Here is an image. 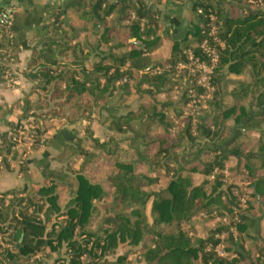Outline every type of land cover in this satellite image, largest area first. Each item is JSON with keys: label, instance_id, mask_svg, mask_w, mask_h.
Wrapping results in <instances>:
<instances>
[{"label": "trees", "instance_id": "1", "mask_svg": "<svg viewBox=\"0 0 264 264\" xmlns=\"http://www.w3.org/2000/svg\"><path fill=\"white\" fill-rule=\"evenodd\" d=\"M183 1L79 0L68 9L79 15L84 26L71 30L60 22L46 31L48 48L59 56L70 49L74 61L68 62L72 66L56 59L48 61L49 66L41 65L25 97V109L15 112L8 124L9 131L15 132L24 126L22 121L34 118L36 148L50 143L51 137L41 140L42 135L79 118L87 119L114 92L118 94L114 106L122 105L129 91L154 97L169 79V71L152 74L149 53L162 38L169 39L170 56L164 63L173 66L183 57L189 36L202 42L207 27L200 24H208L210 16L220 23L218 35L223 46L214 43L220 52L215 68L217 96L208 101L213 107L210 113L195 124L188 121L185 129L174 134L164 121L170 104L152 100L106 118L129 130L132 125L144 126L142 136L107 134L99 140L87 128L83 137L66 140L55 159L63 162L85 156L94 159L93 163L103 160L100 165L106 164L108 172L94 180L85 170L87 162L75 170L64 163L65 168L43 169L42 183L1 192L0 264H29L38 254L41 258L31 264H44L43 258L53 257L55 264H130L127 256L132 252L139 254L142 264H264V236L259 227L264 219V0H191L194 15L181 33L173 35L163 28L162 36L155 35L156 29H162L159 21L164 8L181 6ZM125 21L128 24H120ZM79 33L84 35L77 40ZM13 49L12 36L1 29L0 83L14 78ZM199 51L195 49V55ZM7 71H11L10 77ZM226 75L234 79V87L227 93ZM86 98L88 102L83 101ZM228 119L241 130L257 131L255 151L246 150L247 142L231 141L232 126H225ZM160 126L162 132L157 134L154 129ZM88 143L103 156L93 155ZM13 145L9 133L1 132L0 159L8 171L12 170L7 159L12 157ZM120 150L126 159L111 160ZM205 153L213 156L202 160ZM231 158L240 170L238 177L248 182L246 208H241L237 202L240 196L223 180L222 170ZM137 164L146 171L137 172ZM152 172L169 176L163 189H151L158 180ZM18 173H28L26 160L20 163ZM193 173L203 176L199 184L193 182ZM64 185L68 195L61 205L58 187ZM149 200L150 223L144 211ZM254 209L260 211V218L250 215ZM200 214L206 217L205 223L229 215L236 234L227 233L226 256L216 254L213 249L220 239L208 234L227 229L217 226L197 234L199 228L192 220ZM96 218L99 222L91 229ZM250 230L255 234L252 237ZM148 238L152 244L145 248ZM61 250L65 258H61ZM117 250L123 252L109 259Z\"/></svg>", "mask_w": 264, "mask_h": 264}, {"label": "rangeland", "instance_id": "2", "mask_svg": "<svg viewBox=\"0 0 264 264\" xmlns=\"http://www.w3.org/2000/svg\"><path fill=\"white\" fill-rule=\"evenodd\" d=\"M184 1L183 4L185 3ZM224 1L231 3V0H224ZM164 2H162L163 4L161 3L162 7L165 6ZM192 2L190 0L187 2V4L189 5ZM168 7L164 8V10L165 9L167 10ZM233 11L234 10L232 9V12ZM125 24H128V21H125ZM159 24L160 25L162 24L161 19L159 21ZM219 25L220 23L218 24L216 22L214 16L209 17L208 24L206 25L200 24V26H206L208 28L207 29L204 27L202 31V33H204L205 32L204 30H206V33L204 35L205 37L202 39V42H199L198 40H195L191 36H189L188 39L190 41L188 46L182 49L183 57L181 59H178L173 66H171L170 63H164L165 60H167L170 56V48L172 43L169 39L162 38L160 45L157 48H155L152 52H150L149 56L153 61L152 64L150 65V71L152 74H156V73L159 74L161 72L169 71L168 72L169 79L166 81L163 89L152 98L148 97L147 94L143 95L142 93H138L136 91H129L130 93L123 98L122 105L120 106L113 105V103L116 102L118 95L117 92H114V96L111 97L108 101L100 102L97 105L96 111L93 114H91L90 117H87V119H82V118L78 119V121L83 120L85 122V125L82 127L81 135L79 137H83L85 129L88 128L89 130H91L93 137L99 140H103L105 138V136L108 134L105 129L106 123L103 124L99 115V109L105 106L119 107L120 113L118 114H121V112L124 113L125 111H127L128 107L136 109L139 104L150 102L152 100L161 103H168L170 104L169 111L166 112L167 117L165 118L164 121L165 123L171 125L170 126L171 134H174V132H176L178 129H185L188 124V121L191 122L192 124H195L198 121L199 117H203L206 113H210L213 107L211 106V104H209L208 101L214 100V98L217 96V95L215 96V93H216L218 74L217 71H215V68L218 66L219 58H220L219 49L215 46L214 43L217 42L219 47L221 48L223 47L222 42H219V35H218ZM150 28L154 29V26L152 25ZM163 28L165 29V26L162 24V29L161 28L156 29L155 35L162 36ZM195 49L200 50L197 53V55H195ZM210 54H212L213 57H215L216 60L214 62L210 60L209 57ZM189 58H193V59L189 60ZM9 80L12 81L13 79L10 78ZM233 80L234 79L231 77V75H226V81L224 82V84L226 85L225 86L226 93L229 92L232 87H234ZM122 81L124 82L123 79L121 80V82ZM4 82H1L0 86ZM143 88L146 87L143 86ZM202 88L204 90L200 91V89ZM83 101L88 102L87 98L84 99ZM227 104H231V101L227 102ZM177 111H181V114L177 115L176 113ZM33 119L34 118H29L27 120L22 121V124L24 126L22 128H18L15 132L9 131L10 128L7 131L9 133V136L14 141V145L12 148L13 151L12 157L9 156V158L7 159L8 162L6 161L7 164H9L12 167V170L9 172H16L17 174H20L18 173L20 163L22 161L27 160L29 156L34 152L40 151L43 148V145L41 143L40 145H38L39 146L38 148H36L34 144L33 141L34 137L32 131L36 128L37 124L34 123ZM45 119L48 121L49 118H45ZM47 125H49V123H47ZM225 126L227 127L232 126L231 141L236 140L237 143L242 141L247 142L248 147L246 150L249 151L250 150L255 151L257 149V145H256L257 143L255 141L258 135L257 131L241 130L239 126L235 125L231 119H228L226 121ZM162 127L160 126L159 128L156 129L153 128V129L157 132V134H160L162 132ZM143 131H144V126L132 125L131 130L128 129V131L121 134V136L129 137L132 136L133 134L142 136ZM49 132L51 131H48L47 133L42 135L41 140H44L48 136ZM185 143H186L185 139L181 141L182 145ZM88 144L89 145H87V147L90 148V151L91 153H93V155L96 156L99 154L100 155L99 157L103 156L99 153L98 149H96L95 147H91L90 143ZM135 146H137V144ZM212 156H213L212 154L208 155V153H205L202 157V160L205 159L208 160ZM112 158L123 159L124 156L122 150L117 151V153L111 157V160ZM92 160L94 159L91 158L90 160V158H86L85 156L77 157L75 158V160L69 159L63 162L58 161L56 159V161L59 162L60 164L61 162L63 164L66 163L69 170H75L81 164L84 165L87 162V164L84 166L85 170L94 180L95 179L98 180L100 178L105 177L106 173L108 172L107 165L106 164L100 165V162H102L103 160L97 161L95 163H93L94 161ZM92 163L94 165L91 170ZM236 166H237L236 161L233 158L227 161L226 167L222 170V174L224 176L223 180L226 185L229 184L232 187V189L234 190V194H238L240 196L237 202L241 206V208H246V201L250 200L249 197L250 191L248 189V182L245 179H240L238 177L237 173L240 170H236L237 169ZM96 167H99L97 171L94 169ZM230 167L231 168L233 167L234 170L232 169L229 170ZM0 169L6 170L5 164L2 161V159H0ZM136 171L145 172L146 168L143 165L137 164ZM27 174H20V175L25 176ZM150 175L158 179L157 182L151 186V189L153 191L161 190L166 186L169 176L165 175L164 173H157V172H152L150 173ZM213 175L214 173L211 174L209 177L212 178ZM192 180L195 184H199L203 180V176L197 173H193ZM105 190H107V187H105ZM58 191L60 195L59 202L61 205H63L67 201L68 187L66 185L58 187ZM8 199L9 196H6L5 200ZM149 202L150 200L147 202L144 210L145 216L148 217L147 222L151 221ZM249 213L250 215H253L255 218H260L261 216L260 211L256 209L251 210ZM98 222H99V218H96L92 222L91 229H94L98 224ZM192 222L199 228L197 234L200 232L204 234L208 232L207 230H211L212 228H216L217 226H222V228L227 229V230H223V232L221 233L208 234L210 237L220 239V243H218L213 249L216 252V254L220 256H226V252L224 251V247H225L224 240L227 239V233L231 232L232 235L236 234L235 227L231 225L229 215H224L221 218L215 217L209 223H205L206 217H204L203 214H200L199 216L194 217ZM259 227L261 229L260 232L261 235L264 236V219H260ZM248 235L251 237L254 236L255 235L254 231L253 230L248 231ZM151 244H152L151 239L148 238L145 241L144 246L145 248H147L151 246ZM209 249H211L210 245L208 246V250ZM122 252L123 250H117L116 255L109 256L108 258L114 260L115 257L121 254ZM60 255L61 258H65V255H63L62 250L60 251ZM138 255L139 254L133 252L129 253L127 259L129 260L130 264L140 263L139 262L140 259ZM35 258H41V255L38 254L32 257L29 264H31V261L34 260ZM55 258L56 257H53L52 259L43 258V262L45 264H55L53 261Z\"/></svg>", "mask_w": 264, "mask_h": 264}, {"label": "crops", "instance_id": "3", "mask_svg": "<svg viewBox=\"0 0 264 264\" xmlns=\"http://www.w3.org/2000/svg\"><path fill=\"white\" fill-rule=\"evenodd\" d=\"M78 3L79 0H0V32L3 29L4 20L9 19L11 22L10 35L14 46V58L11 60L13 82L9 78L0 86V133L8 131V124L13 120L15 112L25 109V97L34 84L35 71L41 65L49 66L47 62L56 59L72 66L68 64L74 61L71 57V50L65 51L62 56L51 51L47 46L46 40L49 35H46V31L56 28L60 22L71 30L84 26V21L79 15L68 9L69 6ZM193 15L190 4L184 3L181 6L168 7L163 11L160 19L165 29H168L170 34L176 35L185 29L188 20ZM120 24L126 25L125 22H120ZM83 35L79 33L77 40H80ZM77 40L72 41V44ZM35 59L37 66L33 68ZM118 113H120L119 107L105 106L99 109L100 118L103 124L106 123L105 129L108 134L121 136L128 131L114 120L106 119L109 115H120ZM84 125L85 122L79 120L75 124L61 127L58 131L49 132L50 143L43 145L40 151L34 152L26 160L27 175L21 176L16 172L0 169V193L9 189L21 190L26 186L44 182L45 178L41 171L43 169L57 170L64 165L57 162L55 157L61 152L66 140L81 135Z\"/></svg>", "mask_w": 264, "mask_h": 264}, {"label": "built area", "instance_id": "4", "mask_svg": "<svg viewBox=\"0 0 264 264\" xmlns=\"http://www.w3.org/2000/svg\"><path fill=\"white\" fill-rule=\"evenodd\" d=\"M196 1H199V0H194V2H196ZM201 1V0H200ZM188 1H185V3H187ZM10 25H11V22H10V20L9 19H5L4 20V23H3V31L7 34V36L8 37H10ZM210 60L211 61H215L216 59H215V57H213V55L212 54H210ZM193 58H189V60H192ZM197 60V59H196ZM6 76L7 77H10L11 76V71H7V73H6ZM13 82V81H12Z\"/></svg>", "mask_w": 264, "mask_h": 264}]
</instances>
